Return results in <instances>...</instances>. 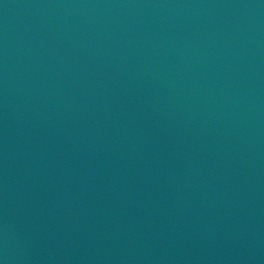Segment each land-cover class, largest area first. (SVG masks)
<instances>
[{
    "label": "water",
    "instance_id": "water-1",
    "mask_svg": "<svg viewBox=\"0 0 264 264\" xmlns=\"http://www.w3.org/2000/svg\"><path fill=\"white\" fill-rule=\"evenodd\" d=\"M0 264H264V107L75 0H0Z\"/></svg>",
    "mask_w": 264,
    "mask_h": 264
}]
</instances>
